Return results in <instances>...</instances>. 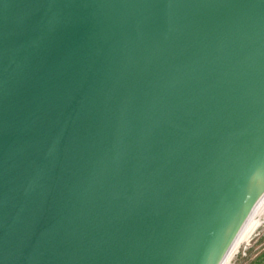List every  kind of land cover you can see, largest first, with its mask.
<instances>
[{
    "label": "water",
    "instance_id": "water-1",
    "mask_svg": "<svg viewBox=\"0 0 264 264\" xmlns=\"http://www.w3.org/2000/svg\"><path fill=\"white\" fill-rule=\"evenodd\" d=\"M264 202V0H0V264H225Z\"/></svg>",
    "mask_w": 264,
    "mask_h": 264
},
{
    "label": "rangeland",
    "instance_id": "rangeland-1",
    "mask_svg": "<svg viewBox=\"0 0 264 264\" xmlns=\"http://www.w3.org/2000/svg\"><path fill=\"white\" fill-rule=\"evenodd\" d=\"M257 219L261 224L240 244L228 264H264V209Z\"/></svg>",
    "mask_w": 264,
    "mask_h": 264
},
{
    "label": "bare ground",
    "instance_id": "bare-ground-1",
    "mask_svg": "<svg viewBox=\"0 0 264 264\" xmlns=\"http://www.w3.org/2000/svg\"><path fill=\"white\" fill-rule=\"evenodd\" d=\"M264 209V202L261 204V206L259 207V209L257 210V212L254 214V216L252 217V219L249 221V223L246 225L242 235L240 236V238L238 239L233 251L231 252L230 257L228 258V260L226 261L225 264H228L231 257L234 255L235 251L238 249V247L240 246V244L243 241H247L250 236L252 235V233L257 229V227L261 224L260 220L257 219V217L259 216V214L263 211Z\"/></svg>",
    "mask_w": 264,
    "mask_h": 264
}]
</instances>
